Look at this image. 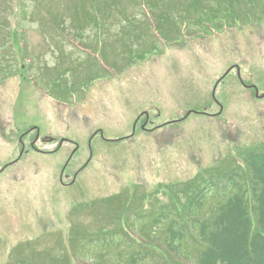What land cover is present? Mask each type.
<instances>
[{
	"label": "rangeland",
	"instance_id": "1",
	"mask_svg": "<svg viewBox=\"0 0 264 264\" xmlns=\"http://www.w3.org/2000/svg\"><path fill=\"white\" fill-rule=\"evenodd\" d=\"M228 4L0 0V264H193L156 217L264 150V0Z\"/></svg>",
	"mask_w": 264,
	"mask_h": 264
},
{
	"label": "trees",
	"instance_id": "2",
	"mask_svg": "<svg viewBox=\"0 0 264 264\" xmlns=\"http://www.w3.org/2000/svg\"><path fill=\"white\" fill-rule=\"evenodd\" d=\"M228 1L238 2L217 0V7L231 9ZM245 159L251 172L249 186L243 185L239 170L223 175L222 182L226 179V183L220 190L216 189L215 181L205 182L192 191L191 198L181 207L187 221L177 209L161 213L145 239L193 264H264V150H249ZM210 194L218 199L208 208L206 201ZM201 211H205V216L200 217ZM169 218L171 222L167 232ZM183 225H189L196 238V259L186 254L182 247L187 236ZM141 253L132 256L130 264H140L144 260Z\"/></svg>",
	"mask_w": 264,
	"mask_h": 264
},
{
	"label": "water",
	"instance_id": "3",
	"mask_svg": "<svg viewBox=\"0 0 264 264\" xmlns=\"http://www.w3.org/2000/svg\"><path fill=\"white\" fill-rule=\"evenodd\" d=\"M238 71L240 72L239 69H238ZM256 95L259 96V90H258V88H256Z\"/></svg>",
	"mask_w": 264,
	"mask_h": 264
},
{
	"label": "flooded vegetation",
	"instance_id": "4",
	"mask_svg": "<svg viewBox=\"0 0 264 264\" xmlns=\"http://www.w3.org/2000/svg\"><path fill=\"white\" fill-rule=\"evenodd\" d=\"M36 137H37V136H36ZM35 139H36V138H35ZM35 139L32 140L31 145H32V143L34 142ZM32 146H33V145H32ZM34 146H35V145H34ZM34 146H33V147H34Z\"/></svg>",
	"mask_w": 264,
	"mask_h": 264
}]
</instances>
